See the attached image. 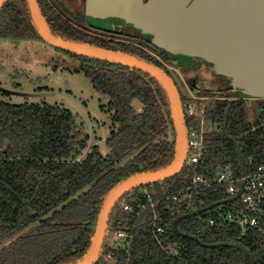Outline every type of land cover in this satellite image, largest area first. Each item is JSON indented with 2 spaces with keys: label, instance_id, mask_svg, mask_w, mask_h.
<instances>
[{
  "label": "trees",
  "instance_id": "16d2710c",
  "mask_svg": "<svg viewBox=\"0 0 264 264\" xmlns=\"http://www.w3.org/2000/svg\"><path fill=\"white\" fill-rule=\"evenodd\" d=\"M40 11L50 31L62 39L128 54L161 70L164 67L134 44L79 32L75 21L55 16L44 3ZM0 37L41 38L25 0L2 4ZM71 54L85 65L86 76L108 99L122 127L111 131L105 141L108 154L103 156L97 145L84 153L89 135L70 110L57 104H12L0 97V264L79 261L90 249L111 189L135 175L164 169L175 158L176 133L160 83L135 68ZM160 55L167 59L163 52ZM167 76L172 81L171 75ZM196 95L208 101L207 120L219 123V131L205 133L209 158L231 157L235 167H239L240 157L251 158L255 165L264 163V99L234 98L224 87L217 95L206 89ZM183 123L185 129L199 128L197 119L184 118ZM192 173L193 169L184 164L178 173L142 185L133 195L118 200L109 215L107 231L122 232L127 237L121 242L114 236L105 237L92 264H243L246 256L248 264H264L261 232L248 231L241 237L233 225L201 231L202 224L194 216L174 227L175 220L186 212L182 209L171 215L163 210L162 202L153 209L147 207L139 216L123 210L126 203L148 204L141 195L142 188L153 201L162 200L187 187ZM202 198L205 205L222 200L211 190H204ZM154 214L158 215L156 223L165 229L166 242L181 244L177 257L166 255L156 242Z\"/></svg>",
  "mask_w": 264,
  "mask_h": 264
},
{
  "label": "water",
  "instance_id": "95a60500",
  "mask_svg": "<svg viewBox=\"0 0 264 264\" xmlns=\"http://www.w3.org/2000/svg\"><path fill=\"white\" fill-rule=\"evenodd\" d=\"M5 1L0 0V7ZM26 3L34 27L48 43L71 53L135 68L155 78L166 93L173 119V162L164 169L135 175L111 189L100 211L90 249L74 263L92 264L101 252L108 218L118 200L133 188L178 173L184 165L186 141L180 101L172 81L158 67L128 54L62 39L50 31L36 1ZM85 16L101 31L134 28L150 45L162 49L175 66L203 61L215 77L227 81L224 89L234 98L264 99V0H86ZM240 164L243 168L242 157ZM186 217L176 219L174 227ZM248 261L246 256L243 264Z\"/></svg>",
  "mask_w": 264,
  "mask_h": 264
},
{
  "label": "rangeland",
  "instance_id": "374dc122",
  "mask_svg": "<svg viewBox=\"0 0 264 264\" xmlns=\"http://www.w3.org/2000/svg\"><path fill=\"white\" fill-rule=\"evenodd\" d=\"M60 2L64 9L72 8L68 1ZM198 69L195 72L187 71L186 83L174 73V86L180 103L196 95L189 84L193 77H196L197 87L210 90L215 95L220 94V89L227 85V82L221 80L215 83L209 71ZM0 97L12 104H57L70 110L89 135L88 147L84 153L97 145L103 156L108 154L109 148L105 141L111 131L122 127L115 120L114 110L109 107L108 99L94 88L86 76L85 65L70 52L48 43L42 37H0ZM247 109L249 118H252L249 102ZM219 130V123L209 122L206 126L207 132ZM136 188L129 190L121 198L133 195Z\"/></svg>",
  "mask_w": 264,
  "mask_h": 264
},
{
  "label": "built area",
  "instance_id": "2783aa9c",
  "mask_svg": "<svg viewBox=\"0 0 264 264\" xmlns=\"http://www.w3.org/2000/svg\"><path fill=\"white\" fill-rule=\"evenodd\" d=\"M206 102V103H205ZM208 102L205 98L193 95L180 103L182 119L199 120V128L190 126L185 129L186 154L185 162L193 169L190 184L173 194H167L162 200L153 201L146 188L141 195L148 204L138 201L135 205L124 204V211L139 216L147 207L154 208L163 203V210L171 215L182 209L184 215L194 216L201 222V231L216 229L224 225H233L239 230L241 237L248 231L264 234V163L255 165L251 158L244 159V167H235L231 157L209 158L205 147ZM184 124V123H183ZM190 151V153H189ZM189 155V156H188ZM187 159V161H186ZM204 190L215 191L222 200L212 205H205ZM183 215V216H184ZM158 215L154 214V236L161 250L170 257L179 255V242H166L167 235L161 223H156ZM121 242L127 236L122 232L116 234L106 231L105 237ZM128 235V242L131 241Z\"/></svg>",
  "mask_w": 264,
  "mask_h": 264
},
{
  "label": "flooded vegetation",
  "instance_id": "af4514ba",
  "mask_svg": "<svg viewBox=\"0 0 264 264\" xmlns=\"http://www.w3.org/2000/svg\"><path fill=\"white\" fill-rule=\"evenodd\" d=\"M35 1H36L37 6H38L40 15H41L40 10H41L42 5L44 3L46 5V7H48V10L51 11L52 13H54L55 16L58 15V16H61L62 18H67V19L71 20L72 23H73V21H75L77 24L74 23V25L77 27L79 32L82 31L84 33H87V34L91 35L93 38L113 40V41H118V42H122V43H130V44H134L135 46L141 48L142 50H144V52L150 54V56L153 57L154 60L163 64L164 67H163L162 71L166 75H168V74L171 75L172 82H174V73L177 74L176 76L178 77V79L185 82V79L188 76V75H186V74H188L187 71L195 72V71L200 70L198 68H204L206 71H209V73L211 74V77L215 81V83H217L218 80H221V79H218L217 77H215V75L209 70L207 64L204 63L203 61H194V62H191L190 64H188L186 66H175V65L171 64L166 53L162 49L155 48L154 46L150 45L148 40L132 27L124 26L121 28H116V29L111 30V31L99 30L95 26L91 25L90 21L85 16V1L86 0H65V1H68L69 5H70L69 7H72V8H69V10L64 9L62 7V4L60 2L61 0H35ZM75 9H76V11H75ZM44 21H45V19H44ZM48 28H49V26H48ZM128 39H132L136 43H133V41L128 40ZM138 40H141L144 44L143 45L140 44L139 42H137ZM161 52L164 53L165 57L167 58L166 60L160 55ZM194 65H197V67H193ZM169 71H171V73H169ZM189 82H190L189 84L191 85V89H193L194 92H198L200 90H205V89H201L200 87H197L195 85L196 84V77H193ZM221 82L226 83L227 81L221 80ZM194 85H195V87H194Z\"/></svg>",
  "mask_w": 264,
  "mask_h": 264
}]
</instances>
